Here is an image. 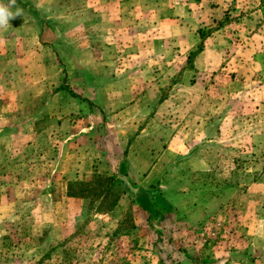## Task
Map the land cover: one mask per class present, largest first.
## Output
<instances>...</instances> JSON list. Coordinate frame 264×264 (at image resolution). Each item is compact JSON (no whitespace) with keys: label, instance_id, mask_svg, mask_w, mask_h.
Wrapping results in <instances>:
<instances>
[{"label":"rangeland","instance_id":"1","mask_svg":"<svg viewBox=\"0 0 264 264\" xmlns=\"http://www.w3.org/2000/svg\"><path fill=\"white\" fill-rule=\"evenodd\" d=\"M40 9L56 18L43 40L58 58L42 46L54 68L42 69L36 91L78 96L50 100L45 114L14 97L34 87L24 73L12 69L19 84L11 69L0 74V102L14 109L0 114V264H264L258 0H56ZM114 155L123 162L112 172ZM112 173L169 195L167 220L147 225L122 184L123 209L108 215L67 199L69 181Z\"/></svg>","mask_w":264,"mask_h":264},{"label":"crops","instance_id":"2","mask_svg":"<svg viewBox=\"0 0 264 264\" xmlns=\"http://www.w3.org/2000/svg\"><path fill=\"white\" fill-rule=\"evenodd\" d=\"M56 0H16V3L14 6L9 4V0H0V4H4L6 6L10 7V10L15 12L17 8L22 9V16L17 17L14 20H10L9 25L7 28H0V74L3 73L4 68L5 69H11V82L12 84H19L21 77L16 78L15 76L17 73L14 71L12 72V69H18L19 73H24L25 78L27 79V90L29 87H31L34 84V87L31 88V91H25V88L21 85V89L19 92H16V96L14 97L19 100L20 103L25 107L27 105V102H29L28 106L31 107V109L35 110L39 108H42L45 114L53 112V109H50L51 102L50 100H58L61 98L62 100H65V102L69 103L68 105H72L76 100L73 99L74 96L71 93L65 92H55L50 95L46 94V97L42 99V91H36V87L38 83L41 82V77L39 74L42 72V69L46 71V69H52L54 68L52 64L49 62H46V60L41 58V49L42 46L46 51H50L55 55V58L57 60V48L55 43H49L46 40H43V34L46 32H51V34H55L56 30V21L55 17L51 16L50 14L42 15L41 13V6H49L52 5ZM106 3L109 1H105ZM31 7L32 11L28 14L27 8ZM27 39L28 47H27ZM47 42V43H46ZM48 47V48H47ZM11 51L13 52L11 54ZM29 53L30 57L28 59H25V55ZM33 71V74H27L29 71ZM36 71V72H35ZM9 73V72H8ZM10 79V78H9ZM43 81V80H42ZM21 91V93H20ZM74 92V91H73ZM76 93V92H74ZM77 95V93H76ZM78 96V95H77ZM84 95H82L83 97ZM89 98V97H88ZM42 99V100H41ZM41 100V101H40ZM40 101V102H39ZM44 104V105H43ZM0 105H2L1 109V115H8V111H12L14 109H10V107L7 105L6 99L2 97V100L0 102ZM65 109L60 108L58 105V108L56 112H61ZM132 110V109H124V111ZM88 124H86L85 129L82 128L81 132L85 133L88 130ZM82 137H84V134H81ZM69 138L64 140L66 143ZM128 141L124 146V149L127 147ZM103 154V153H102ZM116 160H108L111 163V167H109V170L112 172L116 171L117 166L116 163L113 162L117 161V157L119 162H123L121 157L114 155ZM106 157H110L108 153H106ZM118 164V163H117ZM99 172V171H98ZM109 174V175H113ZM107 175V174H105ZM115 175V174H114ZM118 176V175H116ZM127 187L132 191L135 192L138 189L135 187H132L130 181L126 179L125 177L120 176ZM126 187V188H127ZM126 190V189H125ZM130 190L128 192L131 194ZM127 191V190H126ZM65 195L66 194V188H65ZM132 195V194H131ZM133 196V195H132ZM169 196V195H168ZM167 196V197H168ZM68 200L72 199L73 197L66 196ZM122 197V195H121ZM81 199V198H80ZM78 200V199H77ZM82 200V199H81ZM169 200H172L169 198ZM122 199L120 198L118 201L117 206L115 209L108 213H103V215H108L114 211L117 210L121 204ZM123 209V206H122ZM140 214L145 218L147 225H149L147 215L145 212H143L139 207ZM97 214V213H96ZM129 215V214H128ZM164 219V218H163ZM167 220V218H166ZM150 226V225H149Z\"/></svg>","mask_w":264,"mask_h":264},{"label":"trees","instance_id":"3","mask_svg":"<svg viewBox=\"0 0 264 264\" xmlns=\"http://www.w3.org/2000/svg\"><path fill=\"white\" fill-rule=\"evenodd\" d=\"M260 9L264 17V0H258ZM69 92L73 96H77L73 91ZM120 184L127 185L120 176L93 174L88 180L69 181L66 186V194L69 197L81 198L88 202L90 208H93L95 213H108L115 209L121 198L123 189ZM126 190H130L128 187ZM138 207L146 213L149 225H152V219L166 218L169 211V206L165 203L168 198L164 195H159L155 190L142 189L132 192ZM158 196V197H157ZM133 198V199H134ZM160 201V202H158ZM156 216V217H155Z\"/></svg>","mask_w":264,"mask_h":264},{"label":"clouds","instance_id":"4","mask_svg":"<svg viewBox=\"0 0 264 264\" xmlns=\"http://www.w3.org/2000/svg\"><path fill=\"white\" fill-rule=\"evenodd\" d=\"M16 0H9V4L14 6ZM22 16V9L17 8L15 12L10 10L9 6L0 4V28H7L10 20H14L17 17Z\"/></svg>","mask_w":264,"mask_h":264}]
</instances>
